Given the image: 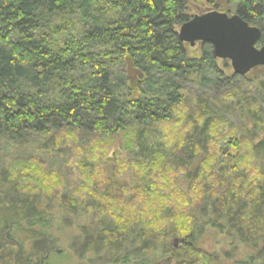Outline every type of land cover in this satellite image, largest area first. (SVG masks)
Segmentation results:
<instances>
[{"label":"trees","instance_id":"16d2710c","mask_svg":"<svg viewBox=\"0 0 264 264\" xmlns=\"http://www.w3.org/2000/svg\"><path fill=\"white\" fill-rule=\"evenodd\" d=\"M220 1L259 27L258 45H264V0H209ZM189 2L0 0V139L24 144L34 136L47 150L59 145L61 133L116 135L134 124L171 121L182 105L192 123L182 155L173 153L172 159L188 166L187 178H195L201 169L197 150L213 138L215 110L231 107L249 121L242 135L250 147L263 152L264 74L260 92L243 89L240 76L220 68L211 44L201 43L193 54L179 38L180 27L193 17ZM189 84L202 92L190 101ZM196 114L205 119L193 120ZM230 142L238 153V141ZM22 174L10 162L0 164V264H264V175L248 192L230 188L219 199L205 197L193 209L195 226L181 232L116 217L111 192L128 185L112 174L105 192L110 196L96 197L95 205H79L69 191L48 196L54 192L44 191V183L25 181L33 173ZM52 205L83 213V221L56 227ZM202 217L214 231L232 233L245 249L205 253ZM65 226L72 235L60 241L69 234ZM65 241L70 244L64 248Z\"/></svg>","mask_w":264,"mask_h":264},{"label":"rangeland","instance_id":"374dc122","mask_svg":"<svg viewBox=\"0 0 264 264\" xmlns=\"http://www.w3.org/2000/svg\"><path fill=\"white\" fill-rule=\"evenodd\" d=\"M209 11L235 14L234 6L225 1L211 4L209 0H190L188 13L191 16ZM200 50L201 43L192 47L193 54H197ZM218 63L226 74H235L229 60L218 59ZM263 74L264 67H256L244 77L238 75L241 78L237 81L243 89L252 88L255 92H260L258 85ZM201 94L202 92L191 84L185 90L189 101ZM263 95L261 91L260 97ZM243 100L245 98L240 103L243 106L247 105ZM187 109L186 106L181 105L179 114L176 113L171 121L143 126L134 124L116 135L91 136L89 139L85 136L78 137L72 132L61 133L58 138L59 145L47 150L42 148V142H36L34 136L28 140L31 143L24 144L10 141L7 145L4 139H0V164L10 162L15 166L17 174L23 173V178L25 171L30 175L33 173L25 181H33L29 182L33 185L37 180L44 183L46 185L44 191L49 189L54 192L48 196L69 191L77 198L79 205L84 202L95 205L98 203L96 197L110 196L105 192L107 178L112 174L114 178L125 181L128 185L123 191L111 192L113 196L114 193L116 194V200L111 198L112 195L110 196L113 202L110 207L116 217L123 216L127 221L139 220L142 224L148 222L146 224L157 230L173 227L176 231L180 229L183 232L195 226L193 222L196 216L193 215L195 214L193 209H197L201 203L204 204L205 200H202L205 197L219 199L230 188L245 193L260 185L264 179H262L264 151L259 153L250 147V139L242 135L249 121L240 116L242 112L238 111L237 114L231 107L223 108L222 111L215 110L213 138L204 145L205 149L197 150L200 153L201 169L197 177L187 178L185 175L188 173V166L173 162L172 159L173 153L177 156L182 155V148L187 144L185 138L190 132L192 123ZM203 119L205 117L200 118V115L196 114L193 120L202 122ZM262 131L264 133V128ZM233 138L240 144L238 153L230 142ZM33 152L36 154L31 155ZM235 155L238 156L235 158ZM24 156L28 160H24ZM166 156L171 160H167ZM26 163L33 167L28 165L25 168ZM234 164L237 165V169ZM233 168L236 170L233 171ZM220 169H227L223 171L226 174L222 177L219 175ZM58 177L61 178V182ZM38 193L42 197L47 196L41 191ZM253 194L257 195V193ZM210 202L212 203L213 200ZM90 205H86L87 208ZM51 209L53 210L51 217L54 218L56 227L68 223V225L71 223L76 225L78 221H83L81 217L83 213L77 215L72 211L69 212L67 208L54 205ZM201 219L200 226L207 230L201 241L205 253L219 254L224 249L239 253L241 249H245V246L234 239L232 233L220 234L211 228L212 222L206 224L207 218ZM69 228L65 226L64 229ZM69 232L71 231L68 230L67 233ZM69 235L72 233L64 235L60 241L63 238L68 239ZM68 242H63L62 246L67 247L70 244ZM174 244L175 247L179 246L178 241ZM68 264H75V261Z\"/></svg>","mask_w":264,"mask_h":264},{"label":"water","instance_id":"95a60500","mask_svg":"<svg viewBox=\"0 0 264 264\" xmlns=\"http://www.w3.org/2000/svg\"><path fill=\"white\" fill-rule=\"evenodd\" d=\"M262 31L238 14L209 11L193 16L179 29L181 41L194 47L209 43L217 59L231 62L234 73L245 76L256 67H264V45L259 46Z\"/></svg>","mask_w":264,"mask_h":264}]
</instances>
